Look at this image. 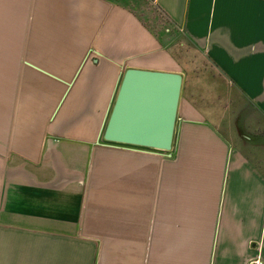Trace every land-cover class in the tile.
<instances>
[{
	"label": "crops",
	"instance_id": "0c3cea01",
	"mask_svg": "<svg viewBox=\"0 0 264 264\" xmlns=\"http://www.w3.org/2000/svg\"><path fill=\"white\" fill-rule=\"evenodd\" d=\"M127 68L180 73L172 151L97 145ZM264 264V0H0V264Z\"/></svg>",
	"mask_w": 264,
	"mask_h": 264
},
{
	"label": "water",
	"instance_id": "95a60500",
	"mask_svg": "<svg viewBox=\"0 0 264 264\" xmlns=\"http://www.w3.org/2000/svg\"><path fill=\"white\" fill-rule=\"evenodd\" d=\"M182 87L180 73L127 68L96 144L171 152Z\"/></svg>",
	"mask_w": 264,
	"mask_h": 264
},
{
	"label": "built area",
	"instance_id": "2783aa9c",
	"mask_svg": "<svg viewBox=\"0 0 264 264\" xmlns=\"http://www.w3.org/2000/svg\"><path fill=\"white\" fill-rule=\"evenodd\" d=\"M247 264H262V262L259 259H255V260H249Z\"/></svg>",
	"mask_w": 264,
	"mask_h": 264
}]
</instances>
